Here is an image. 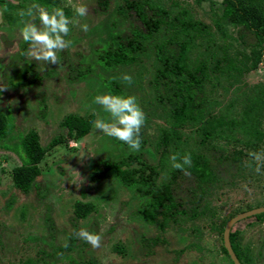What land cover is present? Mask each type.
<instances>
[{
  "label": "rangeland",
  "instance_id": "rangeland-1",
  "mask_svg": "<svg viewBox=\"0 0 264 264\" xmlns=\"http://www.w3.org/2000/svg\"><path fill=\"white\" fill-rule=\"evenodd\" d=\"M9 1L14 5L12 9L0 6V87L6 88L0 91V110L10 114L7 134L0 142V264H22L27 259L34 264H231L221 250V236L210 227L209 218L214 213L213 220L219 223L235 213L264 206V167L257 173L255 164L250 168L244 161L214 162L216 181L198 206L201 210L206 205V214L178 224L169 223L160 230L138 218L134 212L137 200L113 177L95 181L93 169L98 166L97 161L118 152L112 137L96 130L92 122L86 136L69 140L68 148L57 146L47 152L39 164L41 173L27 192L13 186L10 172L21 164L14 148L21 145L29 131L34 130L40 144L46 147L52 138L66 133L61 122L69 114L93 113V121L106 122H111V117L94 103L95 96L109 94L96 75L82 80L70 78L77 60L83 56L89 60L92 44L106 37L108 16L100 7L101 0H60L59 8L68 9L65 15L70 20L75 17L73 3L85 5L88 14L75 17L77 22L69 25L65 39L71 45L58 53L59 65H43L27 55L30 46L20 36L22 23L18 11L34 3ZM116 1L109 0V5L113 7ZM188 2L194 6L195 17L206 23L212 21L211 11L219 12L221 6V0ZM32 22L39 26L38 19ZM82 24L89 26L87 32L81 30ZM225 27L229 34L234 33L230 24ZM145 65L143 87L137 88L133 80L127 92V96L136 98L144 115V101L152 95L147 87L152 71L148 62ZM94 70L99 72L98 68ZM28 71L36 72L37 77L32 78ZM139 71L135 68L131 72L133 79ZM20 74L27 75L26 82H32L10 85L9 80H20ZM257 83L264 85V52L257 67L243 77L242 88ZM232 90L226 96V91L217 87L212 96L224 102L234 94ZM162 122L158 116H152L142 129L153 140L158 133L157 124ZM163 179H167V169ZM171 186L176 199L183 202L191 198L190 188L195 182L191 175H179ZM77 201L93 205L87 217L74 215ZM81 228L100 234L101 246L93 248L75 238L73 231ZM232 231H238L237 240L248 249L254 264H264V217L262 221L255 216L240 220ZM70 236L76 241L72 249H61Z\"/></svg>",
  "mask_w": 264,
  "mask_h": 264
},
{
  "label": "trees",
  "instance_id": "trees-1",
  "mask_svg": "<svg viewBox=\"0 0 264 264\" xmlns=\"http://www.w3.org/2000/svg\"><path fill=\"white\" fill-rule=\"evenodd\" d=\"M25 1L49 10L60 7L61 2ZM0 6L9 10L14 5L9 0H0ZM100 7L108 16L106 37L95 42L99 47L92 44L89 60L84 56L77 60L72 67L74 76L70 78L82 80L94 74L109 94L127 96L129 87L121 82V76L130 75L137 88H142V72L147 71L148 62L152 73L147 87L152 95L144 101L145 122L152 116L163 122L157 124L158 133L153 140L141 128L139 151H132L112 138L118 153L107 154L97 161L94 179L113 177L137 200L134 212L138 218L160 230L169 223L204 216L207 206L201 210L198 206L216 181L213 163L244 161L248 165L249 152L264 150V85L242 88L243 77L257 67L264 52V0H221L219 12L211 11V23L196 18L194 6L188 0H118L113 7L109 0H101ZM63 9L67 14L68 9ZM225 24L233 27V34L227 32ZM135 68L140 71L133 79L131 72ZM31 74L32 78L37 77L36 72ZM26 80L24 75L18 81L10 79L9 84L32 82ZM217 87L226 91V96L233 88L234 94L221 102L212 96ZM9 115L0 110V142L7 134ZM93 120V113L67 115L61 122L66 133L52 138L46 147L40 144L34 130L24 135L21 145L14 148L21 164L10 172L13 186L27 192L41 173L39 164L47 152L57 146L67 147L69 140L86 136ZM173 153L191 154L188 174L171 167L169 158ZM165 169L167 179H163ZM179 175H191L195 182L190 188L191 198L183 202L176 199L171 186ZM92 209L89 202L74 204L77 218L87 217ZM233 215L219 223L213 220L214 213L209 218L210 227L221 239L224 226ZM255 217L262 220L264 213ZM237 235L238 231L230 233L237 258L241 264H254ZM75 242L70 236L68 246L61 249L71 250ZM221 250L233 264L223 244ZM22 264L34 261L27 259Z\"/></svg>",
  "mask_w": 264,
  "mask_h": 264
},
{
  "label": "clouds",
  "instance_id": "clouds-1",
  "mask_svg": "<svg viewBox=\"0 0 264 264\" xmlns=\"http://www.w3.org/2000/svg\"><path fill=\"white\" fill-rule=\"evenodd\" d=\"M71 7L75 17H84L88 14V9L83 4L73 3ZM18 16L22 23L20 36L30 46L27 55L42 62L43 65H59L58 53L71 45V41L66 40L65 37L70 32L69 25L77 22L75 17L70 20L62 8L52 7L49 10L39 4H32L26 9L19 10ZM0 17H2V13H0ZM25 17L31 19L25 20ZM37 19L39 26L32 22ZM80 27L84 32L89 30L87 24H82ZM120 79L126 84L133 82L132 77L128 74H123ZM3 90L6 88L0 87V91ZM94 103L101 106L111 117V122H106L103 119L93 121L94 128L123 142L130 150L139 151L141 147L140 130L145 124L146 117L136 98L134 96L103 94L95 96ZM248 155L251 158L248 167L251 168L254 163V170L259 173L264 167V152H249ZM169 159L172 168L188 174L187 169L192 166L190 153H185L182 156L179 153H173ZM73 235L93 248L101 246L102 236L100 234L81 228L74 230ZM64 246H68L67 241Z\"/></svg>",
  "mask_w": 264,
  "mask_h": 264
},
{
  "label": "water",
  "instance_id": "water-1",
  "mask_svg": "<svg viewBox=\"0 0 264 264\" xmlns=\"http://www.w3.org/2000/svg\"><path fill=\"white\" fill-rule=\"evenodd\" d=\"M262 212H264V207H259V208L252 209V210H249L243 213H239L226 222L224 230H223V244L233 264H241V263L239 259L237 258L235 252L233 251L231 244H230V240H229L230 230L232 226L237 221L243 218L250 217L256 214H260Z\"/></svg>",
  "mask_w": 264,
  "mask_h": 264
},
{
  "label": "flooded vegetation",
  "instance_id": "flooded-vegetation-1",
  "mask_svg": "<svg viewBox=\"0 0 264 264\" xmlns=\"http://www.w3.org/2000/svg\"><path fill=\"white\" fill-rule=\"evenodd\" d=\"M20 190V189H19ZM22 191V190H21ZM23 192V191H22ZM262 207H264V206H262ZM257 208H259V207H257ZM252 209H256V208H252ZM252 209H248V210H245V211H241V212H239V213H243V212H246V211H249V210H252ZM239 213H235L232 217H234L235 215H237V214H239ZM264 212H262V213H260V214H263ZM75 215V214H74ZM257 215H259V214H256V215H253V216H257ZM231 217V218H232ZM251 217V216H250ZM230 218V219H231ZM246 218H248V217H246ZM246 218H243V219H246ZM243 219H241V220H243ZM240 221V220H239ZM262 221V220H261ZM238 222V221H237ZM236 222V223H237ZM235 223V224H236ZM263 223V222H262ZM234 224V225H235ZM225 227V226H224ZM233 227V226H232ZM232 232V228H231V230H230V233ZM229 240H230V235H229ZM222 244H223V234H222ZM230 244H231V242H230ZM223 246H224V244H223ZM231 247H232V245H231ZM233 249V248H232ZM227 251V250H226ZM234 251V250H233ZM229 256V255H228Z\"/></svg>",
  "mask_w": 264,
  "mask_h": 264
}]
</instances>
